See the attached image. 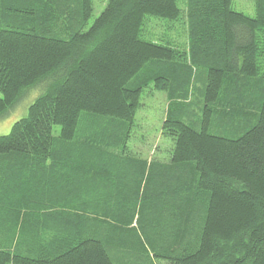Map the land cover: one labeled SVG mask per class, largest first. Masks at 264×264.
I'll use <instances>...</instances> for the list:
<instances>
[{
	"label": "trees",
	"instance_id": "1",
	"mask_svg": "<svg viewBox=\"0 0 264 264\" xmlns=\"http://www.w3.org/2000/svg\"><path fill=\"white\" fill-rule=\"evenodd\" d=\"M0 0V264H264V0ZM186 19L188 47L147 40ZM166 92V160L127 144ZM55 125L61 127L54 134ZM152 260L148 261L149 258Z\"/></svg>",
	"mask_w": 264,
	"mask_h": 264
},
{
	"label": "rangeland",
	"instance_id": "2",
	"mask_svg": "<svg viewBox=\"0 0 264 264\" xmlns=\"http://www.w3.org/2000/svg\"><path fill=\"white\" fill-rule=\"evenodd\" d=\"M108 0H94V12L90 18L89 25L96 17L104 10ZM179 6L182 9L186 8V0H179ZM233 8L237 11H242L250 16H254L255 0H233ZM167 21H161L154 17H150L148 25L144 28L143 37L147 40H169L180 49L187 50L188 47V30L186 19L171 24L168 28ZM45 90V87L40 84L28 88L20 97L16 106L0 118V135L10 132L13 124L24 117L28 113L30 104ZM142 105L139 107L135 125L132 127L131 136L127 144L129 153L147 158L148 160L160 159L166 160L170 156L172 148V139L163 134V122L166 117L168 108V99L166 92L157 90L152 87L146 88L142 95ZM61 132V127L55 125L54 134L58 135ZM153 257L149 258L148 261ZM156 264H166L164 261H155Z\"/></svg>",
	"mask_w": 264,
	"mask_h": 264
}]
</instances>
